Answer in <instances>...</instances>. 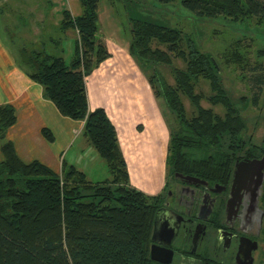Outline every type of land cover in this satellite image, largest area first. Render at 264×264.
Listing matches in <instances>:
<instances>
[{"label": "trees", "instance_id": "obj_1", "mask_svg": "<svg viewBox=\"0 0 264 264\" xmlns=\"http://www.w3.org/2000/svg\"><path fill=\"white\" fill-rule=\"evenodd\" d=\"M78 1L81 13L72 16L63 10L60 24L62 29L78 32L71 61L35 49L27 58L31 69L27 73L43 85L63 116L83 121V134L105 162L109 176L92 181L65 162L62 174L38 160L23 162L12 142L5 140L0 161V264H158L150 258L148 247L164 195H147L130 185L113 124L103 108L88 109L85 78L109 53L98 35L101 0ZM120 1L128 12L129 52L150 70L148 81L156 97L174 116L166 158L173 178L178 172L224 181L237 160L258 157L249 148L243 151L252 138L243 137L246 126L223 84L220 58L198 47L183 28L133 15L130 4H146L145 0ZM157 1L168 4L176 0ZM180 3L196 17L264 22V0ZM234 53L230 63L246 58L241 51ZM173 59H180L183 67L174 66ZM157 65L170 66L173 83ZM253 80L262 87L260 73ZM203 82L209 93L202 90ZM257 95L253 93L252 104ZM184 99L192 107L190 113ZM202 101L211 106H203ZM213 106H221L223 112H216ZM15 122L14 107L0 105L1 138ZM41 133L48 141L54 140L47 127ZM262 147L260 154H264Z\"/></svg>", "mask_w": 264, "mask_h": 264}, {"label": "crops", "instance_id": "obj_2", "mask_svg": "<svg viewBox=\"0 0 264 264\" xmlns=\"http://www.w3.org/2000/svg\"><path fill=\"white\" fill-rule=\"evenodd\" d=\"M76 2L72 0L67 8L72 16L81 13V6ZM22 11L23 18L18 14ZM53 11L52 5L21 8L0 3V105L11 104L16 113L15 124L7 129L4 138L0 137V161L3 159L1 145L9 140L23 162L38 160L57 173H61L65 162L85 172L80 168L81 161L86 154L87 159L96 161V151L83 134V122L63 116L47 97L43 85L27 73L31 69L26 61L35 49L62 55L64 60L65 54L69 53L71 58L66 62L73 57L74 31L62 29V12L57 10L58 19H55L51 14ZM98 19L101 38L109 55L85 78L88 109L103 108L113 124L130 185L147 195L159 194L165 190L168 181L166 158L170 131L166 152L160 133L164 124L170 126L168 120L172 113L166 105L162 108L139 63L130 54L124 25L115 16L109 1L104 0L99 6ZM18 23L23 27V33L29 34L24 40H19L14 32L13 25ZM53 31L57 32L58 38H53ZM65 40L72 42L69 51L63 46ZM43 127L52 132V142L42 135ZM140 155L145 165L156 168L150 167L148 172L144 165L140 167Z\"/></svg>", "mask_w": 264, "mask_h": 264}, {"label": "rangeland", "instance_id": "obj_3", "mask_svg": "<svg viewBox=\"0 0 264 264\" xmlns=\"http://www.w3.org/2000/svg\"><path fill=\"white\" fill-rule=\"evenodd\" d=\"M4 1V2H3ZM77 5L78 4V0ZM104 0H101L99 6ZM135 1V0H134ZM140 1V0H139ZM72 0H2L0 3H10L17 7L24 8L26 5H52L55 7V12L51 14L58 15L57 10L61 13L63 10L69 8V4ZM112 6V10L115 16L122 22L125 28L127 38L129 39V22H128V12L123 8V3L120 0H113L109 2ZM145 3H131L130 8H132L133 15L140 16L153 22L165 24L172 27H180L190 35L193 41L198 47L202 50L213 53L214 56L220 58L221 67H222V81L223 84L229 93L234 105L240 111V114L245 123V131L243 133L244 138L251 137L252 143H250L243 151H246L247 148L252 152H258L257 156L261 154L262 146H264V82L262 87L255 85L253 76L260 73L263 76L264 80V22H257L255 18L249 19L245 18L240 21H231L228 18L221 17H196L191 11H187L180 3V0L168 4H162L157 0H145ZM98 6V10H99ZM18 14L23 18V11ZM60 17V16H59ZM17 21V20H16ZM22 21V20H21ZM18 22V21H17ZM12 25V24H11ZM15 25V26H14ZM13 28L17 34L19 40H24L27 38L28 33H23V27L18 23L14 24ZM75 38L78 37V32L76 29H73ZM21 33L23 35L21 36ZM59 37H61V32L59 31ZM29 35V34H28ZM99 37L101 38V25L99 22ZM53 38H58L57 32L53 31ZM102 39V38H101ZM18 40V41H19ZM49 41V40H48ZM21 43V41H19ZM72 44V42L70 41ZM69 41L65 40L63 46H67L69 51ZM41 43H39L40 45ZM129 44V41H128ZM39 45L35 44V47L41 48ZM48 51V50H47ZM234 51H241L243 56L245 55V61L242 58H239L240 61L235 63L231 62L230 59L235 56ZM230 54V57L227 58V55ZM69 53L65 54V60L69 61ZM173 65L178 67H183L184 63L180 59H173ZM140 68L148 79L149 71L144 69L141 64ZM244 66V67H243ZM160 71L163 73L164 77L170 82L173 83V76L170 71V66L157 65ZM255 69V70H254ZM141 71V70H140ZM201 88L206 93H209V87L206 83L203 82ZM258 88H261L258 91ZM256 95V103L252 104V95ZM162 108L165 106L164 102L158 98ZM185 107L188 113L191 112V105L187 99H184ZM202 105L205 107L211 106L205 101H202ZM213 109L216 112L222 113L223 108L221 106H213ZM82 121V120H81ZM83 122V121H82ZM169 125L164 124L161 129V139L163 146H167V137L168 132L171 129V126L175 125L174 116L170 115L168 120ZM143 127L142 124H140ZM140 135L145 136L140 130ZM141 141V140H140ZM257 145V147L252 145ZM141 145V144H140ZM96 151V150H95ZM96 161H92L91 158L87 159V154L85 158L81 161V167L84 169V173L87 177L93 181H102L105 177L109 176V171L105 162L97 154H94ZM143 161V163H142ZM144 167L148 170L154 169L156 167L147 166L144 164L142 155H140V167ZM107 168V169H106ZM164 168V166H163ZM162 168V169H163ZM168 168V166H167ZM108 171V172H107ZM171 171V170H170ZM150 172V171H148ZM62 174V171H61ZM163 174V173H162ZM143 182V180H142ZM141 183V182H140ZM175 179L172 174L169 173L168 169V181L164 191L161 193L165 195L167 188L174 185ZM141 185V184H140ZM149 190L153 191L154 188ZM154 193V192H153ZM156 195V194H155ZM255 264H264V232L261 242V247L256 253Z\"/></svg>", "mask_w": 264, "mask_h": 264}, {"label": "flooded vegetation", "instance_id": "obj_4", "mask_svg": "<svg viewBox=\"0 0 264 264\" xmlns=\"http://www.w3.org/2000/svg\"><path fill=\"white\" fill-rule=\"evenodd\" d=\"M245 178L234 183V165L224 181L200 178L189 182L176 177L158 207L171 213H162L154 236L153 221L149 256L152 244L162 248L168 243L173 251L169 264H255L264 232V178L260 188L258 176ZM174 226L169 242L164 227Z\"/></svg>", "mask_w": 264, "mask_h": 264}, {"label": "water", "instance_id": "obj_5", "mask_svg": "<svg viewBox=\"0 0 264 264\" xmlns=\"http://www.w3.org/2000/svg\"><path fill=\"white\" fill-rule=\"evenodd\" d=\"M264 155L261 156L260 158H245V159H240L237 160L234 164V183L239 182V181H243L246 180L245 177L248 176V174H255L256 176H258V178L260 179L259 182L257 184L258 188H260L263 178H264ZM175 178L176 177H181L184 178L186 180H188L189 182H195V181H201L200 178L193 176V175H184L182 173H178L175 172L174 173ZM169 211L171 213V211L169 209H165V208H158L156 210L155 213V219H154V233L153 236L155 235L156 231H157V221L163 219L162 216L163 214ZM164 212V213H163ZM163 213V214H162ZM162 214V215H161ZM176 222H179V220L177 219ZM176 225V224H175ZM166 232L169 233V242L172 239V237L174 236L175 233V226L170 228L168 227H164ZM163 227L160 229L162 232H164ZM152 240L154 241V237L152 238ZM166 246L159 248L158 246L152 244L151 248H150V258L154 261H158L160 263H164V264H169L172 261V255H173V251L172 249H170L169 247H167L168 243H165Z\"/></svg>", "mask_w": 264, "mask_h": 264}]
</instances>
